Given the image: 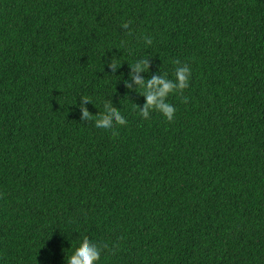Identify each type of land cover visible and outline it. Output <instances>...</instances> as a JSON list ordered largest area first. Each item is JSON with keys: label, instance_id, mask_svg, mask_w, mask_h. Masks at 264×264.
<instances>
[{"label": "trees", "instance_id": "obj_1", "mask_svg": "<svg viewBox=\"0 0 264 264\" xmlns=\"http://www.w3.org/2000/svg\"><path fill=\"white\" fill-rule=\"evenodd\" d=\"M140 58L191 68L172 121L140 116ZM85 239L99 264H264V0H0V264Z\"/></svg>", "mask_w": 264, "mask_h": 264}, {"label": "clouds", "instance_id": "obj_2", "mask_svg": "<svg viewBox=\"0 0 264 264\" xmlns=\"http://www.w3.org/2000/svg\"><path fill=\"white\" fill-rule=\"evenodd\" d=\"M122 30L128 39L133 38L134 34L131 31V25L123 26ZM144 43L145 45H151L152 39L145 37ZM174 63L177 66L175 67L173 79L168 78L167 74L154 75L149 79H144L138 75L141 72L149 71L148 58H140L131 65L132 70L137 73L132 79L138 86L137 88L143 89L140 94L144 96L145 103L143 107H139V114L143 118L147 119L150 112L155 110L161 113L167 121L174 119L176 108L168 102L167 98L170 94L182 93L184 89L188 88L192 76L191 68L187 63L181 64L179 61ZM118 70L116 63H114L112 66L113 74ZM89 103L91 101L87 97H81V103L79 104L81 122L92 123L93 115L87 109ZM96 116L98 119L94 127L97 132L115 134L114 128L116 126H123L127 123L121 111L114 109L110 105L105 106L103 115ZM106 249V245L102 246L95 241L85 239L68 264H99L101 253L106 251Z\"/></svg>", "mask_w": 264, "mask_h": 264}]
</instances>
